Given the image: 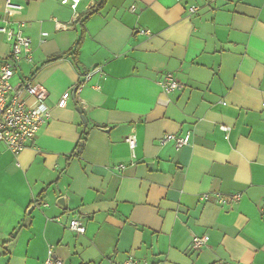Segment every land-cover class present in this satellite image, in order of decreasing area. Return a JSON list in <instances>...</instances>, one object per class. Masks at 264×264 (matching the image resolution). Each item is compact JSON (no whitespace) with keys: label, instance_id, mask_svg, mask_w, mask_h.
I'll return each mask as SVG.
<instances>
[{"label":"crops","instance_id":"obj_1","mask_svg":"<svg viewBox=\"0 0 264 264\" xmlns=\"http://www.w3.org/2000/svg\"><path fill=\"white\" fill-rule=\"evenodd\" d=\"M62 1L0 0L32 42L10 83L50 111L20 154L0 144V264H264V0ZM12 50L0 34V67Z\"/></svg>","mask_w":264,"mask_h":264},{"label":"built area","instance_id":"obj_2","mask_svg":"<svg viewBox=\"0 0 264 264\" xmlns=\"http://www.w3.org/2000/svg\"><path fill=\"white\" fill-rule=\"evenodd\" d=\"M81 0H63V5H70L73 11H76ZM9 7L19 8L13 6L8 2ZM199 11L198 7H193L189 10L190 14H196ZM62 27V26H61ZM67 29L68 26L62 27ZM143 33L150 35L148 31ZM0 34H3L9 42H12V54L10 61L6 62L0 67V144H4L14 154H20L27 146L29 141H32L37 136L43 125L50 119V111L44 104L47 98V91L42 86H33L30 83H23L17 88H14L10 81L14 76L16 66L21 61H32V42L24 36L21 31H15L9 27H1ZM166 93H173L180 89L181 85L176 81L173 75H169L166 81L162 84ZM26 97H31L37 101V106L30 107L27 104ZM69 95H64L60 101L59 106L65 107ZM228 131V129H225ZM174 142L175 147L180 149L190 143V135L184 137L167 134L162 139V144ZM130 150L135 157L134 152L137 146L136 136L131 135L127 138ZM218 200L225 203L226 200L238 202L241 200V194H235L230 197L218 195ZM202 200H209V195L203 196ZM264 214V203L262 205ZM72 232L84 234L86 227L78 222L72 220L69 224ZM208 243V237H195L192 242V250L197 251L205 247ZM53 249L49 250V256L46 264H62L60 260H54ZM124 264H139L133 259H128Z\"/></svg>","mask_w":264,"mask_h":264},{"label":"trees","instance_id":"obj_3","mask_svg":"<svg viewBox=\"0 0 264 264\" xmlns=\"http://www.w3.org/2000/svg\"><path fill=\"white\" fill-rule=\"evenodd\" d=\"M107 1H108V0H102V3L99 4V5H97L96 10H97V9H98V10L101 9V8L106 4ZM80 44H81V41H79V42L77 43L76 48H75L76 51H74L73 53H69L70 56H73V59H74L75 62H77V55H78V54H77V50L79 49Z\"/></svg>","mask_w":264,"mask_h":264}]
</instances>
